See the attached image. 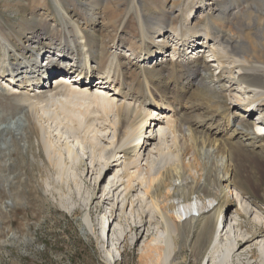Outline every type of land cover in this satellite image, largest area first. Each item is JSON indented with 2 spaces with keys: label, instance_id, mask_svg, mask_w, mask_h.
<instances>
[{
  "label": "bare ground",
  "instance_id": "6f19581e",
  "mask_svg": "<svg viewBox=\"0 0 264 264\" xmlns=\"http://www.w3.org/2000/svg\"><path fill=\"white\" fill-rule=\"evenodd\" d=\"M53 1L59 15L52 27L37 25L42 18L32 14L29 20H21V35L20 31L4 36L6 40L20 36V42L0 43V88L6 93L24 91L18 95L25 110L23 118L0 128V141L11 135L14 153L20 155L16 142L25 139L29 143L34 134L41 153L39 167L46 171L60 198L65 197L64 188L69 190L70 182L76 181L75 168L86 170L80 154L89 145L95 185L101 176L114 170L116 181L111 187L122 186L117 219H124L129 230L141 226L131 225L125 218L126 203L135 193L149 218L146 223L154 225L150 230L155 232L148 230L151 238L141 254L143 264H180L185 248L196 260L203 259V264H229L238 245L264 235V226L247 228L242 238L228 234L233 228L232 216H243L250 204L242 194L246 192L237 188L235 175L247 170L246 161L264 167L252 154L254 145L264 143V108H260L264 107V0L262 8L257 4L245 7L242 4L246 0H227L231 3L223 7L219 0L213 4L177 0L168 10L128 0L124 13L135 21L132 25L137 27L139 44L126 43L125 36L116 33L110 39L116 46L114 56L105 46L108 35L99 34L96 20H73L64 0ZM79 2L88 11L99 8L101 12L102 5L97 6L96 0ZM175 6L184 17L173 15L170 9ZM203 8L219 18H207L204 25L202 21L193 22ZM118 15L110 21L112 25ZM241 17L248 20L235 23ZM121 20L118 28L126 19L121 16ZM149 27L156 32L151 35ZM234 27L236 32L231 30ZM26 29L30 32L23 40ZM56 29L67 31L68 38H60L57 43L47 39ZM245 29L252 32L258 46L246 41ZM174 35L181 40L174 43ZM145 39L152 44L148 48ZM155 41H159L157 46ZM185 42L192 45L191 50H176ZM169 45L170 50L162 55ZM238 46L242 48L240 53ZM135 51L141 58H136L133 71L129 56ZM57 54L64 57H55ZM152 57L156 66L149 68L146 62ZM185 62L202 68L179 75ZM63 67L77 71L80 82L66 81L68 75L60 72ZM213 67L220 70L218 75L211 74ZM147 73L154 74L151 77ZM89 76L98 79L95 84H90ZM101 78L103 82H99ZM99 83L101 89L96 86ZM225 85L229 104L223 100ZM191 87L198 91L201 102L186 96ZM255 112L259 116L253 120ZM242 113L248 118H240ZM60 127L67 131L66 136ZM28 146V150L33 148L30 143ZM13 164L0 163V171L8 172ZM232 190H237V201L244 208L224 211L227 192L232 195ZM84 220L92 229L88 217ZM236 222L232 226L243 225ZM250 252L264 260V247Z\"/></svg>",
  "mask_w": 264,
  "mask_h": 264
},
{
  "label": "rangeland",
  "instance_id": "374dc122",
  "mask_svg": "<svg viewBox=\"0 0 264 264\" xmlns=\"http://www.w3.org/2000/svg\"><path fill=\"white\" fill-rule=\"evenodd\" d=\"M127 1L96 0L99 3L97 6L102 5L100 13H98L99 8L88 11V8L83 7L79 0H64L63 5L65 9H69L68 14L71 15L73 20L77 19V21L81 20L82 22L86 19H90L89 21L96 20L99 34L108 35L107 38H104L105 46L108 52L114 56L115 51L110 39L116 33L119 34L121 32L120 34L125 36L126 43L131 45L139 44L138 35H135L137 27L136 25H132L135 21L129 18L128 15L125 16L126 9L124 4ZM140 1L142 3L146 2L150 8L164 6L166 10L170 8L171 4L177 2V0ZM195 1L198 4L201 2L200 0ZM213 1L205 0L209 4H213ZM219 2L223 3L221 4L222 7L231 3V1L227 2V0H219ZM261 2L263 1L246 0L242 5L246 7V5L255 6L257 4L262 8ZM55 6L53 0H0V43L4 45L8 41H11L13 44L20 42V36L10 38L9 40H6L4 36L7 33H20V31L21 35L22 30H18L20 26H23L21 20H29L32 14H37L38 17L36 18H42L41 22L37 23V25L52 27L54 21H58L59 15ZM178 8L176 6L172 7L170 11H173L174 16L179 18L184 17L185 14L183 11H179ZM203 10L204 8L201 9V14H197L193 18V22L202 21V25H204L207 18L215 17L212 12ZM262 12L264 13V8H262ZM117 14H119V17L115 20L116 24L112 25L110 21ZM120 15L126 19L123 24L121 23L122 28H118V23L123 21H118L121 17ZM24 17H27V20ZM218 18L219 16L215 17V19ZM242 20L247 21L248 19L245 17L237 18L235 23ZM31 23L34 24L33 22ZM234 28L231 29L232 32H236V28ZM41 30H39V33ZM248 30H244L246 41L250 42V44L253 42L254 47L258 46L255 44L257 41L254 35ZM149 31L151 35L156 32L152 27H149ZM29 32V29L23 32V40L27 38L26 36L29 35ZM52 34L53 36H48L47 39L53 43H57V40L60 38H68L69 33L56 29ZM26 44L28 47L31 45L28 41H26ZM146 45L148 46V42H145ZM241 49V46H238V53L242 52ZM169 50L170 45L163 50L164 53L162 55ZM257 52H259L258 47ZM125 54L129 55V52L125 51ZM261 54L264 55V49L261 50ZM137 56H129V68L134 69L133 71L136 70L134 64L140 57V54L137 53ZM152 64H154V61L152 59L148 60L147 66L151 67L153 66ZM182 64L185 66L183 65V68L180 67L181 73H178L179 75L190 73L192 68L195 70H201L202 68L195 66V63L186 64L185 62ZM219 71L215 67L211 68V74L213 75H218ZM149 74L147 73V76L152 77L154 73L152 75ZM226 87L227 85L223 86L225 90H222V94L224 95L223 100L229 104ZM22 92L19 90L14 93H6L0 88V116L4 115L0 118V128L3 125L12 124L15 118H23L25 116L24 103L21 101V96L18 95ZM186 96L194 100L195 103L201 102L199 101L200 95L198 91L192 87ZM258 116L259 112H255L251 116V119L254 120ZM240 118H248V116H244L242 113L240 114ZM22 122L23 124H27L25 120ZM59 130L66 136L67 131L65 129L60 127ZM13 142V137L7 134L4 136V140L0 141V163H14V166H9L10 172L4 173L0 171V179H2L0 181V196L3 194L0 197V264H143L141 254L145 249L146 243L151 238L150 231L155 232V229L150 230L154 228V225L148 226L146 223L149 218L145 215L146 213L142 212L143 209L140 208V203L137 201L135 193H131L126 203L125 218L127 219V223L131 225L136 223V225L141 226L135 230H129L124 219H117L119 216L120 200L123 197L122 186L115 185L111 187L116 181L112 176L114 170H110L104 176H101L97 181V185H95V173L93 169L95 167H91L92 165H90L89 145H85L84 153L81 152L80 154L83 160H85L86 170L83 172V167L75 168L76 181L70 182L69 190L66 187L64 188L65 197L60 198L54 191L53 183L46 175V171L41 170L39 167L42 165V162L40 158L41 153L36 144V136L32 134L29 139L30 147L33 146L30 150H28L29 143L27 140L21 139L16 142L20 155H15ZM263 145L264 143L254 145L255 149H253L252 154L264 164V148L260 150V147ZM21 154L24 156V159L21 157ZM118 155L120 156L121 154ZM122 159L123 157L120 160ZM31 162L37 165L35 164L33 167H30ZM244 165L247 170L244 173L238 172L235 175V181L237 188L246 192L242 194L245 195L246 201L250 203L249 211L247 213L245 211L243 216H232L234 220L231 222V228H233L228 232L231 237L239 236L242 238L248 233L247 228L252 230V226H264V167H258L249 161H246ZM14 175L16 179L13 180ZM227 194L228 201L222 207L224 211L234 212L236 209L240 210V208H244V205L237 201V190H232V195L228 192ZM239 199H243L240 194ZM131 202H133V205H131ZM198 206L200 207L201 204L199 203ZM86 217H88L92 229L86 226L84 220ZM236 221L242 222L243 225L239 228L232 226V224L237 223ZM246 223L247 226L245 225ZM124 234H126L125 239L123 238ZM261 247H264V235L255 240L241 243L237 246V251L230 258L229 264H263L264 260L261 256H256L250 252V250L256 251ZM183 256L184 258L180 259V264H203V259L196 260L187 248L183 250Z\"/></svg>",
  "mask_w": 264,
  "mask_h": 264
}]
</instances>
